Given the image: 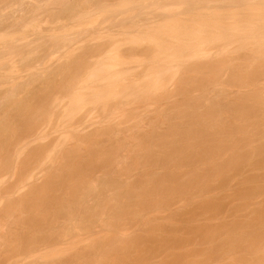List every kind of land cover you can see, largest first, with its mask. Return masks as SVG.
Returning <instances> with one entry per match:
<instances>
[{
  "label": "bare ground",
  "instance_id": "bare-ground-1",
  "mask_svg": "<svg viewBox=\"0 0 264 264\" xmlns=\"http://www.w3.org/2000/svg\"><path fill=\"white\" fill-rule=\"evenodd\" d=\"M27 1L0 0V27L5 24L0 29H3L0 34V84L7 86L0 87V229L5 233L0 231V258H6L3 263V258L0 259V264H264V4L261 2L262 9H258L257 4V7L253 5L255 2L247 0H212V3L197 0L203 4L198 7L195 0H182L188 5L187 10L197 16L194 13L192 18L182 10L181 13L188 14V20L184 18V21L180 17L186 14L174 16L175 5L168 7L165 3V8L163 3L164 6L155 11L169 8L168 16L165 13L161 18L160 13V18H156L160 24L156 22L158 25L154 26L149 20L151 32H146L148 26L146 29L140 27L141 33L133 34L138 38L129 40L140 49L144 42L147 44L141 49L146 50V56H141L145 60L140 62L145 68L152 65L156 69L155 77L150 74L152 79L144 80L145 87L140 83L143 86L140 90L139 82L143 81L138 79L143 75L135 71L137 67L129 65L133 59L129 58L131 62L128 58L125 60L124 55L123 60H119L122 56L115 53L113 56L118 59L107 58L120 62L112 63L105 57L107 54L103 50L106 48L98 41L92 48L98 42L101 45L94 46L98 47L96 52H101V48L105 55L100 53L99 59L91 61L93 66L85 65L96 57L94 53L97 54L90 49L91 45L87 46L89 53L82 50L80 58L93 54L89 60L84 56L85 64L83 60L72 63L70 58L68 66L65 55L62 57L66 64L62 66L57 56L56 62L52 58L58 63L55 66L53 62L43 66L42 62L47 63L50 55L60 51L56 47L64 49L75 38L77 40L80 33L82 37L83 32L97 27H93L90 18L93 11L99 10L103 18L111 22L118 19L113 12L133 10L141 4L148 6L154 0L118 3L116 0L113 2L118 4L116 7L111 6L112 0H105L108 5L103 0H32L33 6ZM155 1L158 7V0ZM211 4H215L213 8ZM155 6L152 7L155 9ZM152 9L149 11L154 12ZM17 11L22 12L19 17ZM43 14L50 17H46L45 22L52 20L51 16L63 15L65 19L64 16L73 15L77 18L76 24L72 21L73 25L81 26L71 30L75 26L70 29V25L65 24L70 29L65 30V25L59 24L64 32L59 28V31H50L54 26L42 29L44 19L40 21V16L42 18ZM14 17L20 21H16V28L12 25L10 28L7 20ZM168 17L171 23L164 22ZM173 17L180 21L172 24ZM161 19L166 23L163 26ZM139 20L136 25L142 23ZM122 22L119 26L124 33L121 32L131 35L129 28L135 30L131 28L136 27L135 22L133 26L130 21ZM102 26L97 27L98 35L106 32ZM28 30L38 41H31V35L32 43L24 40ZM53 33H57L56 37L51 36ZM97 34L95 32L94 36ZM102 36L109 39L108 35ZM171 37L179 39L174 41ZM70 47L71 53L73 47ZM84 66H87L86 71ZM133 68L136 73L132 72ZM150 69L154 73L155 69ZM170 75V79L177 77L170 86L174 88L169 87V82L167 84ZM64 91L67 97L62 104ZM172 96H178L179 100L175 97L177 100L171 102ZM132 97L137 106L140 103L143 107L142 111L147 108L152 110L148 114H153L141 112V117L138 113L141 108L137 110L135 106L134 113L127 111L132 112L130 119L127 113H120L121 107L117 112L126 117L119 120L117 107L127 104ZM91 113L98 117L89 116ZM132 118L135 120L131 122ZM129 120L125 126L124 122ZM84 121L94 124H90L91 127L84 124L89 129L81 128L80 124L77 127L78 122ZM46 126L51 132L55 129V134ZM61 133L66 134H62L64 139ZM31 136L42 143L37 141L35 146L33 141L36 140ZM42 138L45 141L49 138V142ZM13 141L22 144L13 146ZM29 144L35 147L30 148ZM57 144L61 145L57 147ZM258 170L259 174L262 171L261 175ZM243 171L252 173L244 177ZM239 174L242 183L238 180ZM4 175L10 178L4 181ZM229 180L234 183L237 180L242 185L238 183L233 188ZM225 184H230L233 190L230 187L229 192ZM215 185L220 188L214 190L217 192L219 188L221 193L213 192ZM239 196L240 202L236 199ZM251 204L256 205L255 210ZM178 205L189 214L182 213ZM222 206L228 209L223 210ZM206 210L215 213L218 221L217 218L215 223L207 220L210 224L206 221L208 225L201 226L197 224L201 219L198 217L208 218ZM201 211L207 212L205 216H196V212ZM194 220L199 221L195 223ZM127 227H131L134 234L127 235ZM182 243L187 246L183 247ZM21 259L25 261L20 262Z\"/></svg>",
  "mask_w": 264,
  "mask_h": 264
},
{
  "label": "rangeland",
  "instance_id": "rangeland-1",
  "mask_svg": "<svg viewBox=\"0 0 264 264\" xmlns=\"http://www.w3.org/2000/svg\"><path fill=\"white\" fill-rule=\"evenodd\" d=\"M28 1H29V0H28ZM28 1H27V2H28ZM98 1H99V0H98ZM101 1H102V0H101ZM103 1H104V3H106V4L108 3V2H106L105 0H103ZM108 1H111V0H108ZM120 1H122V0H117V3L120 2ZM125 1H132V0H125ZM137 1H138V0H137ZM147 1H148V0H147ZM149 1H150V0H149ZM154 1H155V0H154ZM154 1H153V2H152V1L149 2L150 4H149L148 6H147L146 4H141V3H140L141 6H137V7H138V8L140 7V8L142 9V11L144 10V8L147 9V7H148V8H149L148 11H149V10H151V9L153 8L152 6H155L156 3L154 4ZM156 1H157V0H156ZM156 1H155V2H156ZM158 1H159V0H158ZM158 1H157V5L159 4V6H158V7L155 6L156 8H155V9H154V8L152 9V10L155 12V14H154V12H152V11H149V12H148L147 10H144L143 12H141V9L139 8V10H140V11H139V14H138V17H139V18H137V15H136V14H137L136 12L138 11L137 7H133V10L136 9V11H133V10L130 8V9H125L126 11L123 10V12H122V11H116V13L113 12V15H114V14L116 15L115 18L118 17V19H116V21L113 19L111 22H110L111 19H109V21H108V19H104V18H103V14H100V11H99V10H98V11H99V14H97V12H98L97 10H96L97 12H94V11H93L92 13H94V15H93V14H92V15H93L94 17H93V16H92L93 18L90 17V18L92 19V20H91L92 23L94 24L93 27H95V26H97V27L102 26L103 23H104V25H103L102 27H105L106 30L102 28L103 31H102V29H100V31L104 32V30H105L106 32H104V33H101V32H100V33H101L102 35H103V34L108 35L110 40L108 39L107 36H102L101 34H99V35L97 34L99 28H97V27L92 28V27H91L92 29H91V28H90V29H91L92 31H91L90 29H88L89 32H87V31H86V32H83L84 35H83L82 37H83L84 39L81 37L82 34L80 33V35H78L79 38H78L77 40H75V39H76V38H75V39L72 41L73 43H70L68 47L65 46V47H67L66 50H64L65 47H64V49H62L63 47H62V48H61V47H56L57 50H58V48H60V51H61V52L64 51V52L61 53L59 50H58L59 52H58L57 50H54L55 52H56V51H57V52H56V53L54 52L55 54L51 53V54H53L52 56L50 55V60H51V61H50L49 58L47 57L48 60H47V58H46L45 60H47V63H48V64H47L46 62H45V63L42 62V63H43V66H49V62H50V63L53 62V61H52V60H53V59H52L53 57H54V61H55V60H58L57 58H59V57H60L61 60L63 59V60H62V61H63V64H61L62 61H61L60 59H59V60H60L61 63L57 61L61 66L64 65V64H66L67 62H68V63H71L70 61H71L72 59H73V60H72V63H76V62H73V61H75V60H76V61H79V60H80V62L83 60L82 62L85 64L84 61L87 59V57H89L88 54H86L87 57H86V55L84 54V56L86 57V59H85L84 56H82V58H80V57H81V55H83L84 52L89 53V51H87V50H88V47H87V46H90V45H91V48H90V49H91V50L94 49V52H96L95 48H96L97 51H98V47H95V48H94V46H97V45L99 44L98 42H100V43L102 44V48H106V51L103 50V49H101V48H100L99 50H101V52H102V50H103L104 52H106L105 54H107V55H105L104 52H103V53H101V52H99V53L96 52L97 54H95V53L93 52V53H94V55H93V54H91V53H92V52H91V53L89 54L90 57H89L87 60H89V59L92 57V55H93V56H96V57H92L93 59L91 58L92 60L90 59L89 61H87V62H86L87 64H85V65H88V64H89L88 67H90V65H92V64H90L91 61H93L95 58H96L95 60H97V58L99 59V58L102 56V55L100 56V53H101V54H104L105 57H106V59H108V58H107L108 56H110V57H112V58L114 57V59H115V57H117V56H113V54L115 55V53H116V55L120 54V55H118V57H121V56H122L121 58H119V60H120V59L123 60V56L126 55V56H124V57H126L125 60H127V58L129 59V58L131 57L130 59H133V60H131V61L134 62V63H132V62L130 61V59H129V61L131 62V63H129V65H131L132 67H135V69H136V67H137V69H136L135 71L138 70L139 74H140V75H143V77H140V78L137 77V78H139L138 80L141 79L140 81H143V83H142V82H139V84L141 83L142 85H144L145 81H146V82L150 81V80H149V79L151 78L150 76L155 77L156 69H155V66H154V68H153V66L151 65L152 63H150L151 67H149V66H148L149 64H148L147 67H149V68H145V66L143 67V64H141L142 62H140V61H142V60H145V59H141V58H142L141 56H143V55H144V57L146 56V50H145V49L141 50V49L144 47V45H145L146 43L144 42V44L142 45V47H141V49H140V48H138V47H140V46H136V45H135V47H134L132 44H135V42H132V44H131V41H133V40H135V39L138 38V37L136 38V36H138V35L141 33V32H140V29H142V28L146 29L145 26H148L147 28L150 27L149 29H146V30H147L146 32H149V31L151 32V31L153 30V29H151L152 26L150 25L152 22H153L152 25H154V24L158 25L156 22H159V24H160V20H159V19L156 20V18H158V17L160 18L161 14H162V16H161V18H162L163 15H166V14H167V10H170L169 8H168L167 10H166V9L164 10V7L167 8V7H166V4H167L168 7H170V6H172V5H173V6L175 5L176 10H177V11L175 10V12H176V14L179 12V13H178L179 15H176L175 12H174V9H175V8H174V7H171V8H174V9H173V12H172L173 15L175 14L174 16H178V17H179V16H182V15L184 16L186 13H185V12L181 13L182 10H183V11H186L188 14L190 13L191 16L195 13V12H193V11H190V12H189V11L187 10V9H188V8H187L188 5L186 6V4L184 3V1H182V0H165V1H164V0H161V1H159V2H158ZM166 1H167V2H166ZM172 1H173L174 4L172 3ZM178 1H179V5H178ZM196 1H197V0H195V3L198 4V7H199V5H202V6H203V4H201L202 2L199 3V2H196ZM198 1H201V0H198ZM248 1H249V2H251V1H252V2H255V4L253 3V5H254L255 7L259 6L261 2L264 4V0H262V1H261V0H257V1H256V0H247V2H248ZM31 2H32V0H30V1L28 2V3H29V6H31V5L33 6V5H34V4H33L34 1H33L32 3H31ZM99 2H100V1H99ZM111 2H112V4L109 3V5L111 4L112 7H113V5H114L115 7H116V5H118V4H116V3L113 4V2H116V0H112ZM141 2H142V1H141ZM144 2H146V1H144ZM144 2H143V3H144ZM181 2H182V4H180ZM252 2H251V3H252ZM257 2H259V4H258ZM34 3H35V2H34ZM163 3H164L165 6L163 5ZM165 3H166V4H165ZM168 3H169V4H168ZM170 3H171V4H170ZM175 3H176V4H175ZM205 3H206V2H205ZM209 3H212V0H209ZM106 4H105V5H106ZM147 4H148V2H147ZM151 4H152V5H151ZM183 4H185V6H182ZM196 4H195V6H196ZM256 4H257V6H256ZM263 4H262V5H263ZM83 5H85V4H83ZM107 5H108V4H107ZM161 5H163L164 7H163L162 9H160V12L157 13L155 10L158 11V9H159L160 7H162ZM169 5H170V6H169ZM176 5H178V6H176ZM180 5H181V6H180ZM214 5H215V4H214ZM214 5L211 4L212 8H213ZM235 5H237V4H235ZM262 5H261V6H262ZM29 6H28V7H29ZM145 6H147V7H145ZM149 6H150V7H149ZM208 6H209V5H208ZM251 6H252V5H251ZM261 6H259L258 9H262ZM198 7H197V8H198ZM215 7H216V6H215ZM236 7H237V6H235V8H236ZM157 8H158V9H157ZM179 8H180V9H179ZM200 8H201V6H200ZM202 8H203V10H204L205 7H202ZM206 8H207V7H206ZM212 8H210V10H211ZM238 8H239V7H238ZM238 8H237V9H238ZM252 8H253V7H252ZM9 9H11V8L9 7ZM27 9H28V8H27ZM185 9H186V10H185ZM198 9H199V8H198ZM208 9H209V8H208ZM208 9H207V10H208ZM237 9H236V10H237ZM28 10H29V9H28ZM130 10H132V11L130 12ZM162 10H163V11H162ZM171 10H172V9H171ZM200 10H201V9H200ZM205 10H206V9H205ZM210 10H209V11H210ZM256 10H257V9H256ZM10 11H11V10H10ZM18 11H19V10H18ZM18 11H17V12H18ZM145 11H146V12H145ZM161 11H162V12H161ZM164 11H165V12H164ZM180 11H181V12H180ZM196 11H197V10H196ZM17 12H16V13H17ZM20 12H21V11H20ZM20 12H18V17H19V13H20ZM129 12H130V13H129ZM191 12H192V13H191ZM199 12H200V13L202 12L203 14H207L206 11H205V13H204L203 11H199ZM21 13H22V12H21ZM123 13H124V14H123ZM150 13H151V14H150ZM156 13L158 14L157 17H156V15H157ZM160 13H161V14H160ZM165 13H166V14H165ZM202 13H201V14H202ZM95 14H96V16H95ZM132 14H133V15H132ZM143 14H147V15H143ZM188 14H186L185 17H180V18H183L182 20H184V18H185L186 20H188V18H187V15H188ZM15 15H17V14H15ZM43 15H45V16H43ZM43 15H42V18H41V16H40V21H41V19H44V20L41 21V23L43 22L42 24H43L45 27L42 26L41 23L39 24V26H40V28L43 27L42 29H44V28L46 29V26H54L53 29H50V31H52V30H53V31H59L58 28L61 29V31H63V30H62V29H63L62 26L65 25V24H66V25H67V24L70 25L69 28L71 29L72 26H75V25H73L74 23H73L72 21H74L75 24H76V22H77V20H75V19H77V18L72 17L73 15H72V16L70 15V17H72L73 19L71 18L72 20L70 19L69 21H66L65 19H69L70 17H65V16H64L65 19H63V17H61V16H63V15H59V16L57 15V18H56V17H53V16L50 15L52 20H48L47 22H45V21H46V17H48V14H43ZM135 15H136V16H135ZM139 15H140V16H139ZM151 15L153 16V18H154V16H155V18H154L155 21L152 20L153 18H152ZM169 15H171V14H169ZM173 15H172V16H173ZM67 16H69V15H67ZM127 16H128V18H127ZM149 16H150L152 19H149V18H150ZM167 16H168V14L166 15V17H167ZM59 17L61 18V20L57 21ZM166 17H165L164 19H166ZM170 17H171V16H170ZM170 17H168L169 19L165 20L164 22L169 21V20L171 19ZM178 17H177V18H178ZM195 17H197V16H196V13H195ZM48 18H50V17H48ZM48 18H47V19H48ZM90 18H89V19H90ZM97 18H98V19H97ZM133 18H134V19H133ZM136 18H137V19H136ZM145 18H146V19H145ZM173 18H174V17H173ZM173 18H172V19H173ZM177 18H176V19H177ZM189 18H190V15H189ZM192 18H194V16H192ZM8 19H9V18H8ZM10 19H11V18H10ZM10 19L7 20L8 22L6 23V24L10 23V26H9L10 28H11V25H12V27H13V26H14V27L16 26L15 23H16L17 20L20 21L19 18H18V19H15V17H14V19H11V21H10ZM53 19H56L57 22L54 20V23H56V24H54L53 22L51 23V21H53ZM99 19H100V20H99ZM138 19H140L139 21L142 22L141 24H137V25H140L139 27H137V25H136V23H137L136 20H138ZM147 19H148V20H147ZM164 19H161V21H162L161 25H162V26L166 24V23L163 22ZM12 20H13V22H14L13 24H11V23H12ZM14 20H15V21H14ZM62 20H63V22L65 21L64 24L62 23ZM95 20H96V21H95ZM122 20H124L123 22H126V23H127V22L129 23V21H130V23H131L132 25H131V24H129V25H131V26H133V23H132V22H135L134 25H136V27L138 28V31H139V32H136V31H137V28L134 26V27H131V28H135V30L130 31V28H129V32H132L131 35H130V33H128V32H126V34H123V33H124V32H123L124 30H120V29H123V28L119 26V25L121 24ZM127 20H129V21H127ZM142 20H144V22H143ZM149 20H151V21H150L151 23L149 22ZM173 20H174V22H173ZM173 20H172V24L175 23V22H179V21H180V20L175 21V18H174ZM49 21H50V22H49ZM60 21H61V22H60ZM91 21H90V22H91ZM147 21H148L149 23H148ZM184 21H185V20H184ZM58 22H60V23H58ZM71 22H72V25H71ZM102 22H103V23H102ZM109 22H110V23H109ZM123 22H122V23H123ZM146 22H147V23H146ZM154 22H155V23H154ZM169 22H170V21H169ZM181 22H182V21H181ZM38 23H39V21H38ZM46 23H48V24L46 25ZM50 23H51V24H50ZM101 23H102V24H101ZM106 23H107V24H106ZM143 23H146V25L143 24ZM163 23H164V24H163ZM170 23H171V22H170ZM183 23H184V22H183ZM59 24L62 25V26H60ZM99 24H100V25H99ZM117 24H118V25H117ZM142 24L144 25V27H142V26H143ZM148 24H149V25H148ZM167 24H168V22H167ZM3 25H5V24H3ZM3 25H2V27H3ZM66 25L64 26V27H65V30H66V29H69V28H66ZM0 26H1V25H0ZM7 26H8V25H7ZM41 26H42V27H41ZM79 26H81V25H77V26H75V27H72L71 30H73V29H77ZM106 26H107V27H106ZM154 26H155V25H154ZM154 26H153V27H154ZM2 27H0V29H1ZM9 27H8V28H9ZM16 27H17V26H16ZM16 27H15V28H16ZM55 27H57L56 30H55ZM60 27H61V28H60ZM108 27H109V28H108ZM112 27H113V28H112ZM140 27H141V28H140ZM3 28H4V27H3ZM8 28H6V29H8ZM50 28H51V27H50ZM79 28H80V27H79ZM81 28H82V27H81ZM100 28H101V27H100ZM139 28H140V29H139ZM24 29L26 30L27 28H24ZM48 29H49V28H48ZM48 29H47V30H48ZM70 29H69V30H70ZM126 29H127V28H126ZM155 29H156V28H155ZM13 30H14V29H13ZM47 30H46V31H47ZM93 30L96 32L97 35L94 36L95 32H93ZM96 30H97V31H96ZM109 30H111V31H109ZM119 30H120V31H119ZM148 30H149V31H148ZM29 31H31V30H28L27 33H26V35H25V36L27 37V39H29V37L31 38V36H32L33 38H31V41H38V40H35L37 37L34 38V36H33L34 33H33L32 31H31L32 33H31V32L29 33ZM46 31H45V32H46ZM48 31H49V30H48ZM48 31H47L46 33H49ZM121 31H122L123 33H122ZM127 31H128V30H127ZM1 32H3V29H2V31H0V34H1ZM63 32H64V31H63ZM117 32H118V33H117ZM119 32L122 33V35H118V34H120ZM133 32H134V33H133ZM143 32H144V31H143ZM58 33H61V32H58ZM89 33H90V34H89ZM108 33H109V34H108ZM27 34H29V35H27ZM50 34H51V32H50ZM53 34H54V35H51V36L56 37L55 34H57V33H53ZM85 34H87L88 37H87V35H85ZM112 34H113V35H112ZM114 34H116V35H114ZM133 34L136 35V36L134 37ZM137 34H138V35H137ZM142 34H143V33H142ZM170 34H172V33H170ZM30 35H31V36H30ZM60 35H61V34H60ZM111 35H112V36H111ZM35 36H37V35L35 34ZM58 36H59V35H58ZM58 36H57V37H58ZM76 36H77V35H76ZM78 36H77V37H78ZM90 36H91V37H90ZM96 36H97V37H96ZM98 36H99V37H98ZM100 36H101V37H100ZM116 36H117V38H116ZM128 36H129V37H128ZM132 36H133V38H132ZM26 37H25L24 40H26L27 42H30V39L27 40ZM94 37H95V38H94ZM102 37H107V38H102ZM111 37H112L113 39H112ZM122 37H123V39H124V37H125V39L123 40ZM97 38H100V39H97ZM114 38H115L116 40H115ZM130 38H131V39H130ZM134 38H135V39H134ZM173 38H174V37H171V39L174 40V41H178V39H179V38H178V39H177V38H176V39H173ZM33 39H34V40H33ZM103 39H104V40H103ZM117 39H118V40L120 39V40L118 41V43H117ZM78 40H79V41H78ZM86 40H87V41H86ZM101 40H102L103 42H101ZM129 40H131V41H129ZM96 41H98V42H97V45H94L93 48H92V44H93V43L96 44V43H95ZM112 41H115V43L112 42ZM120 41H121V42H120ZM128 41H129V43H128ZM174 41H173V42H174ZM78 42H79V43H78ZM86 42H87V43H86ZM105 42H107V43H105ZM125 42H126V43H125ZM141 42H142V41H141ZM141 42H140V43L136 42V43H138L139 45H141ZM30 43H32V42H30ZM76 43H77V44H76ZM90 43H91V44H90ZM104 43H105L106 45H105ZM109 43H110V44H109ZM112 43H114V44H112ZM142 43H143V42H142ZM73 44H74V46H73ZM82 44H83V46H82ZM101 44H99V45H101ZM103 44H104V45H103ZM129 44H130V46H129ZM76 45H77V46H76ZM78 45H81V46L79 47ZM113 45H115V46L112 47ZM126 45H127V46H126ZM131 45H132V46H131ZM146 45H147V44H146ZM70 46L73 47L71 53H70V50H71V49H69ZM109 46H110V49H109ZM116 46H117V47H116ZM148 46H149V45H148ZM148 46H147V47H148ZM171 46H172V45H171ZM173 46H174V45H173ZM173 46H172V47H173ZM71 47H70V48H71ZM77 47H78V48H81V49L78 50ZM129 47H132V48H130V51H131L130 53H128V52H129ZM175 47H177V45H175ZM52 48H53V46H52ZM52 48H51V50H53ZM114 48L116 49V52H115V49H114ZM122 48H124V49H122ZM133 48H135V51H132ZM144 48H146V46H145ZM12 49H13V51H16V50H14L15 48H12ZM12 49H11V50H12ZM74 49H75V50H74ZM107 49H109V50H107ZM120 49H121L122 51H121ZM137 49H140V50H137ZM67 50H69V51H67ZM82 50H83L84 52H83ZM91 50H90V51H91ZM113 50H114V51H113ZM117 50H119L120 53H119V52L117 53ZM9 51H10V50H9ZM66 51H67V52H66ZM75 51H76L77 53H76ZM124 51H125V52H124ZM126 51H127V52H126ZM136 51H137V53H136ZM138 51H140V52L138 53ZM142 51H144L145 53L142 52ZM72 52H73V53H72ZM107 52H109L110 54L107 53ZM112 52H113V53H112ZM123 52H124V54H123ZM134 52H135V53H134ZM141 52L143 53L142 55H141ZM13 53H15V52H13ZM57 53H58V55H57ZM59 53H60V55H59ZM81 53H82V54H81ZM111 53H112V55H111ZM121 53H122V54H121ZM125 53H127V54H125ZM62 54H63V55H62ZM73 54H74V55H73ZM128 54H130V55L128 56ZM137 54H138V55H137ZM64 55L67 56V57H65V58L68 59V60L66 59V60H67V61H65L66 63H64L65 58L62 57V56H64ZM69 55H70V56H69ZM104 55H103V57H104ZM133 55H134V56H133ZM56 56H57V58L55 59ZM74 56H75V57H74ZM139 56H140V59H141V60H140V59H137V60H136V58H137V57L139 58ZM16 57H17V55L15 56V58H16ZM78 57H79V58H78ZM118 57H117V59H118ZM134 57H135V58H134ZM70 58H71V59H70ZM83 58H84L85 60H84ZM112 58H111V59L109 58V59L112 61ZM69 59H70V61H69ZM109 59H108V60H109ZM114 59H113V60H114ZM117 59L114 60V61H118ZM134 59H135V60H134ZM110 60H109V61H110ZM41 61H42V60H41ZM114 61H112V63H114ZM136 61H137V62H136ZM55 62H56V61H55ZM55 62L52 63L53 66H55L56 64H58V63H55ZM88 62H89V63H88ZM94 62H95V61H93V63H94ZM118 62H120V61H118ZM138 62H140V63H138ZM54 63H55V64H54ZM68 63H67V64H68ZM110 63H111V62H110ZM173 63H174V65H175V62H173ZM30 64H31V63H30ZM32 64H33V63H32ZM44 64H46V65H44ZM52 64H51V65H52ZM140 64H141V66H142L143 68L140 67ZM51 65H50V66H51ZM138 65H139V66H138ZM144 65H145V64H144ZM153 65H154V64H153ZM68 66H69V64H68ZM92 66H93V65H92ZM59 67H60V66H59ZM138 67H140V68H138ZM29 68H30V65H29ZM52 68H53V67H51V70H52ZM56 68H57V66H56ZM85 68L87 69V66H84V69H83V70H85ZM150 68L155 69V70H153L154 73L152 72L154 76L152 75V73H151V71H150V70H151ZM139 69H140L141 71H140ZM146 69H148V70L145 71ZM20 70L22 71V68H20ZM20 70H19V71H20ZM29 70H31V69H29ZM131 70H133L132 72L136 73V72L134 71V68L131 69ZM85 71H86V70H85ZM85 71H84V73H85ZM143 71H144V72H143ZM24 72H26V71H24ZM46 72H47V71H46ZM142 72H143V73H142ZM145 72H146V73H145ZM20 73H22V72H20ZM137 74H138V73H137ZM139 74H138V75H139ZM150 74H151V75H150ZM147 75H148L149 78L146 77ZM149 75H150V76H149ZM175 76H176V74H175ZM175 76H173L172 79H170L171 75L169 76V78H168V80H167V84H168V82H169V84H170V85L168 84L169 87L172 86V85L176 82L175 79H177V77H175ZM146 78H147V79H146ZM151 79H152V78H151ZM169 79H170V80H169ZM138 80H137V81H138ZM144 80H145V81H144ZM147 80H148V81H147ZM174 81H175V82H174ZM261 81H263V79H261ZM171 82H173V83H171ZM5 83H7V82H5ZM5 83H4V84H5ZM2 84H3V83H2ZM141 84H140V85H141ZM6 85H7V84H5V86H6ZM142 85L139 86V89H140V87H143ZM2 86L4 87V85H2ZM2 86H1V84H0V87H2ZM3 87H2V88H3ZM6 87H7V86H6ZM6 87H4V88H6ZM111 87H112V89L114 88V86H112V85H111ZM144 87H145V85H144ZM4 88H3V89H4ZM170 88H174V87H170ZM0 89H1V88H0ZM3 89H2V90H3ZM112 89H111V90H112ZM143 89H144V88H142V90H143ZM145 89H146V88H145ZM140 90H141V89H140ZM153 90H155V89L153 88ZM153 90H152V91H153ZM0 91H1V90H0ZM144 91H145V90H144ZM146 91H147V89H146ZM146 91H145V92H146ZM61 92H63V91L61 90ZM142 93H143V92H142ZM61 94H63V96L65 97V98H63V96L60 97L61 99L63 98V100H62V101H63L62 104H63V103H65V100H66L67 94L65 93V91H64V93H61ZM61 94H60V95H61ZM64 94H65V95H64ZM175 97H176V96H175ZM175 97H174V96L170 97L171 102H172V100H174V101L177 100L176 98H178V100H179V97H178V96H177L176 98H175ZM109 98H110V97H109ZM132 98H133V97H132ZM132 98H131V99H132ZM172 98H175V99H172ZM64 99H65V100H64ZM131 99H130V100H131ZM67 100H68V99H67ZM130 100H129V99L127 100V102H128L127 104H126V103H125V104L122 103V104H124V105H122V106H121V104H120V105L117 107L116 112H117L118 109H119L118 111H120V108L122 107L120 113H122V114L124 113L123 115H125V114L127 113L126 116H127V115H130V116H128V118L130 117V119H131V113L135 110L136 107H137V108H136L137 110H138L139 108H141V105H140V103H139L138 106H137V105H136L137 102H136V100H134V98H133V101H132V100L130 101ZM129 101H130V102H129ZM66 102H67V101H66ZM134 102H135V103H134ZM169 102H170V101H169ZM169 102H168V103H169ZM130 103H131L132 105H133V104H134V105L132 106V105H130ZM128 104H129V105H128ZM169 104H170V103H169ZM64 105H65V104H64ZM66 105H67V104H66ZM125 105H126V106H125ZM139 105H140V106H139ZM153 105H154V104H153ZM153 105H151V106H153ZM135 106H136V107H135ZM149 106H150V105H149ZM149 106H148V108H150ZM163 106H165V105H163ZM127 107H128V108H127ZM129 107H130V109H129ZM131 107H132L133 109H132ZM134 107H135V108H134ZM142 108H143V107H142ZM142 108L139 109V111H138V113L140 112V113H139V116H140L141 112H143V115H144V112H145V114H148L149 111H152V110H148L147 108H146V110H148L147 112H146L145 109H143V110H145V111H142ZM152 108H153V107H151V109H152ZM130 110H131L132 112H131V113H128V112H130ZM140 110H141V111H140ZM127 111H128V112H127ZM116 112H115V113H116ZM93 113H94V112H93ZM118 113H119V112H117L116 115H117ZM133 113H134V112H133ZM150 114H153V112L150 113ZM150 114H148V115H150ZM88 115H89V114H88ZM88 115H87V116H88ZM93 115H94V116H93ZM93 115H92V113H91L89 116H93V118H95L96 113L93 114ZM143 115L141 114V117H142ZM126 116H124V117H126ZM96 117H98V116H96ZM116 117H119V118H118L119 120H120V119L122 120V118H124V117H121V114H120V116H119V114H118V116H116ZM120 117H121V118H120ZM143 118H145V116H144ZM132 119H133V118H132ZM119 120H118V121H119ZM127 120H128V119H127ZM127 120H126V121H127ZM134 120H135V119L131 120V122L134 121ZM85 121H86V120H85ZM85 121H84V122H81V123L78 122V123H77V127H78V124H80V125H79L80 127H81V125H82L81 128H85L86 126H85L84 124L88 123V122H85ZM126 121L124 122L125 126L128 125V124H126V123H129L130 120H129L128 122H126ZM46 123H48V121H46ZM82 123H83V124H82ZM120 123H121V121H120ZM44 124H45V122H44ZM44 124H42V125L44 126ZM90 124L93 125L94 123H88V124H86V125L89 126V127H91ZM121 124H123V122H122ZM130 124H131V123H130ZM45 125L48 126V124H45ZM83 125H84V126H83ZM47 126H46V129L48 128ZM94 126H95V125H94ZM80 127H79V128H80ZM123 127H124V126H123ZM49 128H50V127H49ZM49 128H48L47 130H48L49 132H51V130H50ZM87 128H88V127H86V129H87ZM92 128H93V127H92ZM92 128H91V129H92ZM51 129H53V128H51ZM88 129H89V128H88ZM54 130H55V129H53V132H51V134H52V133L55 134ZM57 131H58V130H57ZM76 131H77V130H76ZM79 131H80V130H79ZM59 132H60V131H59ZM57 133H58V132H57ZM62 134H65V133H61V136L63 137V138H62V137H61V138L64 139L65 137H64V135H62ZM49 135H50V133H49ZM49 135H48V133H47V136H49ZM58 135H59V134H58ZM65 135H66V134H65ZM45 136H46V135H45ZM47 136H46V137H43V138L45 139V138H47ZM31 137L33 138V136H31ZM31 137H30L29 139L33 140L34 138L32 139ZM34 137L38 139V137H36V134H34ZM51 137H52V135H51ZM51 137H50V138H51ZM43 138H42V139H43ZM54 138H56L55 135H54ZM57 138H58V136H57ZM66 138H67V137H66ZM29 139H28V140H29ZM44 139H43V141L46 142L47 140L45 141ZM58 139H60V137H59ZM58 139H56V141H57ZM31 140H29V142H30ZM34 140H36V139H34ZM39 140H40V139H39ZM52 140L54 141L55 139L52 138ZM37 141H38V140L33 141V143H34L35 146L38 145V144H36ZM61 141H62V140H61ZM13 142H14V144L12 143L13 146L16 145V144H17V145L22 144V142H21L20 144H19V142H15V141H13ZM35 142H36V143H35ZM48 142H49V138H48V141H47L46 143H48ZM30 143H31V142H30ZM38 143L41 144V143H42L41 140L38 141ZM60 143H61V142H60ZM61 144H63V143H61ZM61 144H60V145H61ZM106 144H107V143H106ZM12 145H11V146H12ZM29 145H30V144H29ZM32 145H33V144H32ZM34 145H33V146H34ZM60 145L57 144V147L60 146ZM20 146H21V145H20ZM23 146H24V145H23ZM33 146L30 145V148L33 147ZM35 146H34V147H35ZM63 146H64V145H63ZM27 148H28V147H27ZM61 148H62V147H59V149H61ZM51 152H52V151H51ZM16 168H18V167H16ZM16 168H15V169H16ZM245 169H246V168H245ZM245 169H244V170H245ZM248 169H249V168H248ZM248 169H247V170H248ZM261 170H263V168H262ZM254 171H255V170H254ZM254 171H253V172H254ZM263 171H264V170H263ZM247 172H250V169H249ZM247 172L245 171V173H244V171H243V176H244V177H245V176L247 177V176L251 175V173H252V172H251V173L247 174ZM257 172H258V174H259V170H258ZM244 174H245V175H244ZM261 174H262V171H261V173H260L259 175H261ZM7 175H10V174H7ZM7 175H6V176L4 175V176H5V177H4V181H5L6 177H7ZM238 176H239L238 178H240V174H239ZM13 177H15V176H13ZM9 178H10V176L7 177V179H9ZM2 179H3V178H2ZM7 179H6V180H7ZM235 179H236V177H235ZM244 179H245V178H244ZM13 180H14V179H13ZM238 180H240V182H241V180H243V179L240 178V179H238ZM9 181L12 182V178H11ZM9 181H6V182H9ZM15 181H16V179H15ZM38 181H40V180H38ZM233 181H234V180H229V182L231 183V185H233V188H235V187L237 186V185H235V184H238V183H239L240 186L242 185V184H241L242 182L240 183V182L238 181V183H237V180H235V183H234ZM232 182H233V183H232ZM216 185H217V183H216ZM216 185H215V188H213V190L216 189L217 187H219V186L216 187ZM225 185H227V184H225ZM228 185H229V186H228ZM228 185H227L225 188L227 189V188L229 187V190H228V189H227V190L230 192V191H231L230 189L232 188V186H230V184H228ZM240 186H238V187L240 188ZM230 187H231V188H230ZM238 187H237V188H238ZM219 188H220V187H219ZM219 188H218V190H219ZM225 188H224V189H225ZM233 188H232V190H233ZM237 188H236V189H237ZM239 188H238V189H239ZM238 189H237V190H238ZM213 190H212V191H213ZM218 190H217V192H216V190H214L213 192H214V193H215V192L218 193V192L220 191V190H219V191H218ZM234 190H235V189H234ZM212 191H211V192H212ZM211 192L208 193L210 196L213 195V194H212V195L210 194ZM233 192H234V191H233ZM236 192H237V193H236ZM219 193H221V192H219ZM219 193H218V194H219ZM235 193H236V195H237V194H238V191H235ZM206 195H207V193H206ZM209 195H208V197H210ZM259 196H260V194H259ZM257 197H258V196H256L255 199H258ZM262 197H263V196H262ZM259 198H260V197H259ZM225 199H228V200H229V198H227V196L225 197ZM236 199H237L238 202H240V200H242V198H241L240 196L237 197ZM229 201H230V200H229ZM229 201L227 202V204L229 203ZM257 201H260V200L258 199ZM179 202H180V200H179ZM181 202H182V200H181ZM223 202H226V201L223 200ZM235 202H236V201H235ZM241 202H242V201H241ZM183 203H184V202H183ZM185 203H186V202H185ZM177 204L181 205L180 203H177ZM179 205L176 206V207H180V208H178V209L180 210V209H181V206L183 207L184 205H181V206H179ZM252 205H253V204H251L250 207H251ZM226 206H227V205H226ZM226 206H225V207L222 206L223 210H224V208H227V209H228V207H226ZM255 206H256V205L254 204V205L252 206V208H253V207L255 208ZM174 207H175V206H174ZM176 207H175V208H176ZM186 207H187V206H185V207H183V208H185L186 210L189 209L188 207H187V208H186ZM250 207H248V211H251V210L249 209ZM183 208H182V209H183ZM194 208H195V207H194ZM252 208H251V209H252ZM254 208H253L252 210H255ZM173 209H174V208H173ZM173 209H172V211H173ZM190 209H191V207H190ZM195 209L197 210V208H195ZM195 209H193V210H195ZM198 209H200V208H198ZM227 209H226V210H227ZM186 210H183V211L185 212ZM196 210H195V211H196ZM200 210H201V209H200ZM243 210H244V209H243ZM243 210H241V211H243ZM246 210H247V208H246ZM246 210H244V211H246ZM180 211H181L182 213H184L182 210H180ZM180 211L176 210V212H179V213H180ZM191 211H192V209L190 210V212H191ZM198 211H199V210H198ZM206 211H207V210H206ZM206 211H204V214H206V213L208 212V211H207V212H206ZM248 211H247V212H248ZM173 212H174V211H173ZM186 212H188V214H189V211H186ZM186 212H185V213H186ZM201 212H202V213L196 212V213H197L196 216H198V215H199V216H200V215H201V216L204 215V214H203V211H201ZM223 212H226V211H223ZM192 213H193V211H192ZM226 213H229V212H226ZM188 214H184V215L186 216V215H188ZM190 214H191V213H190ZM207 214H209V216L207 215L209 219L204 215L205 217H203V216H202V217H198V218H201L200 221H201L202 223H200L199 220H196V221H199L198 223L194 220L195 223L200 224L201 226H202V224H203V225H205V224H207V223L210 224V222L215 223L216 218H217V217H216V214H215V213H212V214H213V215H212V214H210L209 212H208ZM245 214H246V212L244 213V215H245ZM182 215H183V214H182ZM210 216H211V217H212V216H215V219H212ZM228 217H229V216H228ZM203 218H204V219H203ZM210 218H211L212 220H211ZM207 220H209L210 222L207 221ZM203 221H204L205 223H203ZM206 221H207V223H206ZM217 221H218V218H217ZM208 224H207V225H208ZM194 225H196V224H194ZM191 227H193V225H192ZM203 227H204V226H203ZM5 229H6V228H5ZM126 229L129 230V231H128V230H125V232L128 231V232L126 233L127 235H128V234H131V233L134 234V232H132V228H131V227H127ZM190 229H191V228H190ZM195 229H196V228H195ZM198 229H199V228H198ZM198 229H197V230H198ZM1 230H2V229H0V231H1ZM191 230H193V229H191ZM197 230H196V231H197ZM130 231H131V232H130ZM197 232H198V231H197ZM1 233L5 234L4 231H3V232L1 231ZM1 233H0V234H1ZM3 234H2V235H3ZM132 234H131V235H132ZM190 235H191V234H190ZM191 236H192V235H191ZM184 243H185V244H187V243L190 244V242H187V243L184 242ZM179 244H181V243H179ZM182 244H183V243H182ZM188 244H187V245H188ZM169 245H172V246H173L174 244H169ZM187 245H184V244H183V247H184V246H187ZM176 246H178V245H174V247H176ZM180 246H182V245H180ZM198 246H200V245H198ZM177 248H178V247H177ZM180 248H181V247H180ZM181 249H182V248H181ZM181 249H178V250L181 251ZM175 250H177V249H175ZM159 257H160V256H159ZM159 257H158V258H159ZM2 258H3V260H2ZM17 258L19 259V257H15V259H17ZM0 259L2 260L1 262L3 263V262L5 261L6 258L4 259V257H1ZM12 261H13V259H12ZM14 261H15V260H14ZM24 261H25V259H21L20 262H24Z\"/></svg>",
  "mask_w": 264,
  "mask_h": 264
}]
</instances>
